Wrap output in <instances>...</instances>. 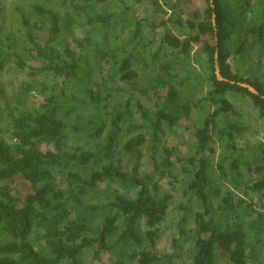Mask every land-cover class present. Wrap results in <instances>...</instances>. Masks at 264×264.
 I'll use <instances>...</instances> for the list:
<instances>
[{
	"label": "trees",
	"instance_id": "obj_1",
	"mask_svg": "<svg viewBox=\"0 0 264 264\" xmlns=\"http://www.w3.org/2000/svg\"><path fill=\"white\" fill-rule=\"evenodd\" d=\"M14 1L28 5L14 10L23 35H2L0 0V69L32 79L13 97L0 87V264H85L86 252L90 264H174L156 249L177 195L202 209L192 264H251L249 217L263 214L221 195L210 155L217 136L223 176L227 161L234 178L246 165L245 193L264 205V148L238 147L246 128L229 98L264 118V0ZM183 125L193 154L171 144Z\"/></svg>",
	"mask_w": 264,
	"mask_h": 264
},
{
	"label": "rangeland",
	"instance_id": "obj_2",
	"mask_svg": "<svg viewBox=\"0 0 264 264\" xmlns=\"http://www.w3.org/2000/svg\"><path fill=\"white\" fill-rule=\"evenodd\" d=\"M24 4L25 3L19 4L14 0H7V2L5 3L6 11L5 14L3 13L2 20V25H4V29L2 30L3 36L10 35L13 38H16L18 41L23 35V32L20 28V21L17 20L19 18L17 12L19 11L16 10V7L18 5L22 6V8L28 7V5ZM14 10H16L17 12H15ZM13 38H11V40H14ZM191 61L195 69L194 73H199L200 75L206 74V68L203 67L202 60H200L196 55H193ZM31 79L32 77L29 76L27 70L24 71L19 68H15L12 63L6 64L4 69H0V87L6 90V97H13L14 93L21 89L23 83L29 82L31 81ZM148 81L149 78L146 74L142 75V77L140 78V83L142 86H148ZM207 89L208 86L204 82L196 89L190 88L185 92L182 101H184L186 97L197 98L198 96H202L204 93H206ZM229 98L232 100V102L240 112V116H234L232 119L245 126L246 128V130L237 138L238 147L243 151H246L247 153L261 147L264 148V118L259 115L258 110L256 109V107H254L249 98L242 97L239 94H231L229 95ZM117 100H124V98L119 97L117 98ZM5 102L6 101L4 100L0 101L3 106ZM191 116L193 121H196L198 123L200 122L201 117L199 113H197V111H194ZM134 121L138 124L142 123L141 116L139 113H137V110ZM183 124L188 126L192 125L189 121H184ZM184 125L182 126V128L177 129V131H173L170 139L171 144L180 147V152L183 155H189L193 154V147L196 142L194 139H192L191 135H189V131L185 128ZM215 139L216 142L212 145L214 151L210 155L211 161L213 163V182L216 186L221 188V195L227 191H230L235 197H242L250 201L255 212L260 211L263 214V216L260 217L256 213H253L251 217H249V219L256 218L257 220H259L258 224L256 225L257 227L249 229V256L251 264H264V205L253 202L250 199V196L246 195L245 193L246 184H251L255 179V175L248 169L246 165H240L239 171L241 177L234 178L231 173L230 162L227 161L224 163V169L225 173H227L228 176H223L221 169L219 168V161L226 150L221 146V142L219 141V138L217 136L215 137ZM162 145H165V143H163ZM217 199H215V201H217ZM180 202L181 200L177 195L176 206H174L170 210L168 217L161 225V230L163 232L161 233L158 240L156 250L159 253L171 254L173 256L174 264H192L193 255L195 253V214L202 209L197 199L193 196L189 200L187 208L182 207L179 204ZM180 229L184 230L183 235H181ZM177 240H179L178 250H176L175 248ZM91 258L92 254L90 252H86L84 254L85 264H90ZM221 263H223V261H221Z\"/></svg>",
	"mask_w": 264,
	"mask_h": 264
},
{
	"label": "water",
	"instance_id": "obj_3",
	"mask_svg": "<svg viewBox=\"0 0 264 264\" xmlns=\"http://www.w3.org/2000/svg\"><path fill=\"white\" fill-rule=\"evenodd\" d=\"M218 76H219L220 79H224L219 71H218ZM242 85L245 86V87H248L252 92L258 93V91L254 87H252L251 85L246 84V83H242Z\"/></svg>",
	"mask_w": 264,
	"mask_h": 264
}]
</instances>
